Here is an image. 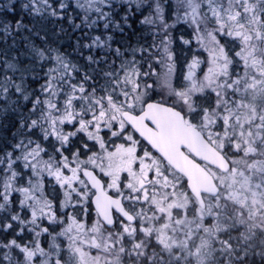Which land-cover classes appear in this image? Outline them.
<instances>
[{"label":"snow or ice","instance_id":"1","mask_svg":"<svg viewBox=\"0 0 264 264\" xmlns=\"http://www.w3.org/2000/svg\"><path fill=\"white\" fill-rule=\"evenodd\" d=\"M0 264H264V0H0Z\"/></svg>","mask_w":264,"mask_h":264}]
</instances>
